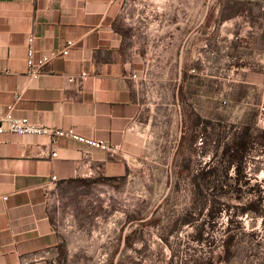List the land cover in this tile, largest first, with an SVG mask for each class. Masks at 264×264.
Instances as JSON below:
<instances>
[{
  "label": "crops",
  "instance_id": "crops-1",
  "mask_svg": "<svg viewBox=\"0 0 264 264\" xmlns=\"http://www.w3.org/2000/svg\"><path fill=\"white\" fill-rule=\"evenodd\" d=\"M226 2L241 9L228 14ZM258 28L264 1L0 0V117L12 111L116 149L0 135V264H55L68 186L120 181L162 149L170 160L179 154L181 99L201 90V34H235L231 45L242 49L241 35ZM31 35L36 59L58 54L36 81L28 77ZM68 42L75 46L64 57ZM82 73L85 83L69 82Z\"/></svg>",
  "mask_w": 264,
  "mask_h": 264
},
{
  "label": "rangeland",
  "instance_id": "rangeland-1",
  "mask_svg": "<svg viewBox=\"0 0 264 264\" xmlns=\"http://www.w3.org/2000/svg\"><path fill=\"white\" fill-rule=\"evenodd\" d=\"M225 4L228 14L241 9ZM235 36L201 34V66L194 67L200 70L201 90L189 88L186 99H181L188 141L197 110L200 120L212 123L204 141L200 125L193 151L186 141V149L173 160L169 149H162L143 160L130 178L68 186L60 198L66 242L55 264H264V201L259 216H235L251 196L244 193L239 201L230 194L223 199L230 211L213 217L196 211L194 221L185 222L198 202L193 179L201 175V163L205 166L216 153L211 141L221 133V126L213 130L217 122L264 129V28L241 35L246 37V44L238 46L242 49L231 45ZM178 132L174 125V140ZM252 154L254 160L247 165L252 181L242 189L248 192L259 185L264 195V149L258 146ZM235 175L232 169L229 191L240 188ZM214 188L210 184L207 189ZM229 235L235 236V246L227 255L223 245Z\"/></svg>",
  "mask_w": 264,
  "mask_h": 264
},
{
  "label": "trees",
  "instance_id": "trees-1",
  "mask_svg": "<svg viewBox=\"0 0 264 264\" xmlns=\"http://www.w3.org/2000/svg\"><path fill=\"white\" fill-rule=\"evenodd\" d=\"M201 125V139L208 135L209 129H212V123L200 120L196 115L194 127L191 132L194 133L190 140H187L186 131H182L181 141L178 147V153H182L186 149V141L188 142V148L193 151V147L197 145ZM221 126V133L217 135V139H213V147L216 153L211 157L210 162L203 166L201 163V175H197L193 179L195 199H198L197 206L192 208L189 213V218L185 222L193 219L194 213L199 211L198 215H204L207 211L209 216L213 217L219 213L230 211V205L223 202V199L229 197L230 194H236L239 201H242V195L250 194L251 198L243 203V206L237 208L235 216H241L245 214L260 215L262 214V203L264 201L263 190L259 188V185H255L250 191L245 192L242 189V185L249 186L252 181V176L248 172L247 165L249 160L253 159V152L258 146L264 149V129H256L250 124H241L238 126H224L222 123L217 122V125L213 127V130L219 129ZM203 136V137H202ZM204 141V139H203ZM205 145V143L203 144ZM185 167V166H184ZM234 170L235 185L240 186L238 189L232 191L227 190L230 186V171ZM221 170V175L219 171ZM201 179V183L200 180ZM210 184H215L217 188L207 189ZM233 186V185H231ZM205 235V230L201 229V241ZM235 236L229 235L224 241L223 248L225 253L231 254L234 250Z\"/></svg>",
  "mask_w": 264,
  "mask_h": 264
},
{
  "label": "built area",
  "instance_id": "built-area-1",
  "mask_svg": "<svg viewBox=\"0 0 264 264\" xmlns=\"http://www.w3.org/2000/svg\"><path fill=\"white\" fill-rule=\"evenodd\" d=\"M29 47L27 52V61H28V77L31 81H36L42 76L45 75V67L49 65L54 58L58 56L57 53L53 54H43L39 59L35 58L36 51L34 49L35 37L31 35L28 39ZM75 46L74 42H68L67 47L64 51L59 54L66 57L69 55V50ZM89 78L88 73H82L79 76H72L69 78L70 83L74 84H83ZM134 79H137L138 76L134 75ZM12 110V109H11ZM5 133H12L18 135H38V136H47L50 137L53 143H58L61 139L68 138L75 140L77 142L86 144L92 148H99L102 150L116 152V149L110 147L108 144L97 141L95 139L85 138L77 134L74 130H55L48 127H45L40 124H34L29 121L28 118H18L15 117L12 111H9L7 114L0 117V135ZM201 142V139H200ZM54 158L58 156L57 152H54L52 155ZM53 181L57 180V177L52 178ZM7 198H4L6 200Z\"/></svg>",
  "mask_w": 264,
  "mask_h": 264
},
{
  "label": "flooded vegetation",
  "instance_id": "flooded-vegetation-1",
  "mask_svg": "<svg viewBox=\"0 0 264 264\" xmlns=\"http://www.w3.org/2000/svg\"><path fill=\"white\" fill-rule=\"evenodd\" d=\"M193 221H194L193 219L189 220V222H191V223H192Z\"/></svg>",
  "mask_w": 264,
  "mask_h": 264
}]
</instances>
